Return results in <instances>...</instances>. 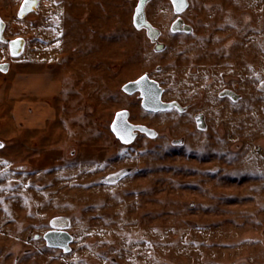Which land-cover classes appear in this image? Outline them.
I'll return each mask as SVG.
<instances>
[{
	"label": "rangeland",
	"instance_id": "1",
	"mask_svg": "<svg viewBox=\"0 0 264 264\" xmlns=\"http://www.w3.org/2000/svg\"><path fill=\"white\" fill-rule=\"evenodd\" d=\"M84 1L41 0L25 19L18 0L0 4L4 34L26 39L20 55L0 40L11 65L0 70V264H264V0H190L181 16L193 32L166 29L161 55L148 43L133 52L138 0ZM147 12L161 27L177 16L168 0ZM110 34L114 47L87 50ZM145 71L190 109L146 111L126 96ZM122 108L157 135L118 142ZM57 216L70 220L67 252L43 238Z\"/></svg>",
	"mask_w": 264,
	"mask_h": 264
},
{
	"label": "flooded vegetation",
	"instance_id": "2",
	"mask_svg": "<svg viewBox=\"0 0 264 264\" xmlns=\"http://www.w3.org/2000/svg\"><path fill=\"white\" fill-rule=\"evenodd\" d=\"M1 1L3 0H0V4H1ZM151 0H144L143 1V7L140 8V4L142 3V0H138L137 1V4L136 6L133 8L132 10V14H131V27L133 29H135V31H138L139 34L137 35V38H136V46L134 47L133 49V52L135 54H138V53H141V49H143V47L145 46V44L148 43V45L150 46V48L156 53V54H164V53H167L168 50H169V47L171 45V41L169 39L166 38V35L164 34V31L167 29L169 31V33L171 32H181V33H186V34H189L191 32H193L194 28L189 24L187 23L184 18L181 16V14H183L190 6V0H183V4H177L174 2V0H168L170 3H171V6H172V9L174 11L175 14H177V16L172 19L170 21V23H168L167 25H165V27H161L159 25H157L156 23H154L153 21H151L148 17V12H147V4L150 2ZM84 0H81V3L84 4ZM80 3V4H81ZM17 7L15 8V17L18 18V19H25L29 14L31 13H34V14H38L39 11H40V5H41V0H29V2L27 4L24 3V0H18V3H17ZM27 9L29 8L30 10H28L26 12V14L24 16H21V9ZM0 20H4L3 18H1V11H0ZM81 21H84L85 18H80ZM5 21V28H4V31H3V34L5 32V29H6V25H7V21ZM4 36L6 37L7 40H1L3 43H8L9 45V40L11 39H14V38H17V37H22L21 35H14L13 37H7L5 34ZM93 38H95V35L92 36ZM25 38V37H24ZM88 41H86V43H89L91 44V46H84V47H88V51H90V48L92 49H100L102 48V46L106 47V45H108L107 43H109L110 45L114 44L113 47L115 46V43H114V38H113V35L110 34V35H106L105 38L103 39L102 36L96 38V39H92L91 37H88ZM188 42V41H187ZM186 41H179L178 43H176L175 47H174V51L176 49H179V53L177 54H181V55H185L187 54V51L185 50L186 47H189V44L187 43ZM25 45H26V39H25ZM25 48V46H24ZM10 49V47H9ZM114 53V51H111ZM10 53H11V50H10ZM12 54V53H11ZM21 54V53H20ZM18 54V55H20ZM13 55V54H12ZM69 55V54H68ZM67 55V59H69V56ZM1 63V67L3 70H1V72H8L9 69H10V66L8 63H10L9 61H6V60H1L0 61ZM6 63L8 64V67H7V70L6 69ZM100 63V58H99V55L98 56H95V59L93 61V63L89 66V67H93V68H96L98 66V64ZM86 66V65H85ZM84 66V67H85ZM113 67V66H112ZM162 66H159L157 69H160ZM114 68V67H113ZM72 71L74 72V69H72ZM144 74H147L149 79L151 80H155L158 82L159 86L162 87V93H161V99L163 101H177L178 104L172 106L171 108H168L170 110L174 109L176 110L177 112L181 113V112H184L186 110H189L190 107L192 106V103H187L186 105H182L178 100L176 99H171V100H165L163 99V93H164V87L163 85H161V83L159 82V80L155 79L154 77L151 76V73L150 71H145L141 74H139L138 76L132 78V79H129L127 81H130V80H135L137 78H139L140 76L144 75ZM126 81V82H127ZM125 82V83H126ZM124 83V84H125ZM123 84V85H124ZM123 85L121 87L122 91L126 94V96H129L130 98L133 96H137V97H140L141 98V106H142V99L143 97L141 96V92L140 90H135L133 91L132 93H128L126 92L125 90H123ZM222 95H225L224 97H227L231 100H235L237 97H238V94L236 92H234V90L230 89V88H225L223 89V91L220 93ZM128 97V98H129ZM67 104V101L66 99L64 100V105ZM143 107V106H142ZM144 108V107H143ZM122 109H127V108H122ZM145 109V108H144ZM168 109L166 110H157V111H154V110H147L145 109L146 111H151V112H158V111H167ZM121 110V109H120ZM117 112V111H116ZM115 112V114H116ZM115 114H114V117L112 119V121L114 120L115 118ZM130 111H129V115H128V120L133 123V124H142V125H146L152 129H154L156 131V135H157V130L147 124H144V123H134L132 122L130 119ZM193 118H194V121H195V127L196 128H199L201 130H204L205 127L207 126V115L202 112V111H197V112H194L193 113ZM111 121V123H112ZM111 123H110V129H111ZM134 132H136V135L134 137V139L140 135V134H143L149 138H154L155 136H150L147 132L145 131H141V130H137L135 129ZM111 133L113 134V136L116 138V140L118 142H120L121 144L125 145V144H128V143H123L116 135L115 133L112 131L111 129ZM133 139V140H134ZM132 140V141H133ZM183 139H180V141H177V140H172V143H181ZM131 141V142H132ZM130 143V142H129ZM0 145H1V140H0ZM1 148V146H0ZM110 149L112 147H109ZM74 150V149H72ZM75 152V150L73 151V153ZM120 170H127L123 175H125L126 173H128L130 171L129 168H126V169H120ZM119 170V171H120ZM119 171H116V172H113V173H110L108 174L107 176H105L103 178V181H106V182H115L117 181L120 177H122L123 175H121L118 179L114 180V181H109V180H106L105 178L108 177L109 175L111 174H114V173H117ZM53 219V218H52ZM51 219V220H52ZM51 220H50V225L51 227L49 229H56V230H61V229H66L67 231H69L67 229V227H61V226H53L51 224ZM69 224H70V220H69ZM48 229V230H49ZM47 231V230H46ZM45 231V232H46ZM44 232V233H45ZM72 235V234H71ZM43 238H44V234H43ZM45 242H46V239L44 238ZM73 241V235H72V240L70 241L69 243V249L68 250H65L64 248L62 247H54V246H49L46 242V245H48L49 247H52V248H57V249H61L63 250L64 252H67L70 250L71 248V242Z\"/></svg>",
	"mask_w": 264,
	"mask_h": 264
},
{
	"label": "water",
	"instance_id": "3",
	"mask_svg": "<svg viewBox=\"0 0 264 264\" xmlns=\"http://www.w3.org/2000/svg\"><path fill=\"white\" fill-rule=\"evenodd\" d=\"M143 1L140 4V8L143 7ZM30 10L29 8L23 11L21 16H24L26 12ZM5 28V21L0 20V40H7L3 34ZM25 46V38L17 37L9 40V47L13 55L20 54ZM1 67V63H0ZM8 64L6 63L7 70ZM139 82V83H137ZM123 90L128 93H132L135 90H140L142 99V106L147 110H166L172 106L178 104L177 101H163L161 99L162 87L159 86L158 82L155 80L149 79L147 74L140 76L135 80L127 81L123 85ZM129 110L121 109L118 110L115 114V118L111 123V129L115 135L123 142H131L136 132L135 129L145 131L150 136H155L156 131L146 125L142 124H133L128 120ZM127 170H120L117 173L111 174L106 177V180L114 181L123 175ZM53 226L67 227L69 225V218L66 216H57L51 220ZM44 238L49 246L62 247L65 250L69 249V243L72 240V235L66 229L56 230L49 229L44 233Z\"/></svg>",
	"mask_w": 264,
	"mask_h": 264
},
{
	"label": "snow or ice",
	"instance_id": "4",
	"mask_svg": "<svg viewBox=\"0 0 264 264\" xmlns=\"http://www.w3.org/2000/svg\"><path fill=\"white\" fill-rule=\"evenodd\" d=\"M28 2H29V0H24L25 4H27ZM174 2L177 3V4H181V5L183 4V0H174ZM23 11H24V9L22 8L21 9V14H23ZM0 70H3L2 67H0ZM137 83H139V82H137ZM0 146H2V145H0Z\"/></svg>",
	"mask_w": 264,
	"mask_h": 264
},
{
	"label": "crops",
	"instance_id": "5",
	"mask_svg": "<svg viewBox=\"0 0 264 264\" xmlns=\"http://www.w3.org/2000/svg\"><path fill=\"white\" fill-rule=\"evenodd\" d=\"M0 100H1V98H0Z\"/></svg>",
	"mask_w": 264,
	"mask_h": 264
}]
</instances>
